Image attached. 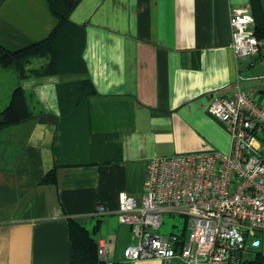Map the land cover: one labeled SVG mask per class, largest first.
Here are the masks:
<instances>
[{
  "label": "crops",
  "instance_id": "0c3cea01",
  "mask_svg": "<svg viewBox=\"0 0 264 264\" xmlns=\"http://www.w3.org/2000/svg\"><path fill=\"white\" fill-rule=\"evenodd\" d=\"M234 8L251 12L250 0H79L69 19L82 28L81 69H0V111L19 86L30 112L0 127V264H70L68 218L97 224L92 235L114 261L131 238L118 198L141 194L149 158L229 151L224 123L207 109L213 97L239 87L264 107V38L257 53L235 57ZM57 22L48 0H0V46L43 40ZM52 169L55 181L44 182ZM98 204L105 213H94ZM256 260L264 264L262 230L248 232L238 264Z\"/></svg>",
  "mask_w": 264,
  "mask_h": 264
},
{
  "label": "built area",
  "instance_id": "2783aa9c",
  "mask_svg": "<svg viewBox=\"0 0 264 264\" xmlns=\"http://www.w3.org/2000/svg\"><path fill=\"white\" fill-rule=\"evenodd\" d=\"M253 21L247 8L230 12V46L237 58L259 51ZM207 109L224 123L229 151L148 159L141 194L118 198L117 218L131 233L122 250L125 262L156 258L169 264L178 258L183 264H238L248 232L264 231V107L237 87L232 94L214 96ZM164 211L185 216L183 236L158 232ZM105 212L98 204L94 213ZM97 254L111 261L106 240H97Z\"/></svg>",
  "mask_w": 264,
  "mask_h": 264
},
{
  "label": "trees",
  "instance_id": "16d2710c",
  "mask_svg": "<svg viewBox=\"0 0 264 264\" xmlns=\"http://www.w3.org/2000/svg\"><path fill=\"white\" fill-rule=\"evenodd\" d=\"M79 0H48L51 12L58 22L49 36L17 50L0 46V67L17 71L19 77L41 76L62 71L81 69L79 50L82 28L69 19V14ZM254 19V33L258 39L264 38V9L261 0H250ZM73 68V69H72ZM30 115L22 89H13L10 102L0 111V127L28 118ZM44 182L55 181V171L50 170ZM75 218H68L69 239L71 242L70 264H122L118 261H103L97 254V241L92 232ZM185 226L178 230L183 236ZM258 264L252 261L248 264Z\"/></svg>",
  "mask_w": 264,
  "mask_h": 264
},
{
  "label": "rangeland",
  "instance_id": "374dc122",
  "mask_svg": "<svg viewBox=\"0 0 264 264\" xmlns=\"http://www.w3.org/2000/svg\"><path fill=\"white\" fill-rule=\"evenodd\" d=\"M0 69L15 71L13 69L3 68V67H0ZM15 72L18 75L17 71ZM184 224H185V216L176 212L164 211L162 216V223L158 229V232L161 234H168L171 231H178L179 229L182 228ZM186 231H187V225H186ZM252 234L253 232L250 235ZM122 250H123L122 248L116 249V256L114 258V261H119V257H122ZM246 253H244V257L253 255V253L245 255Z\"/></svg>",
  "mask_w": 264,
  "mask_h": 264
}]
</instances>
